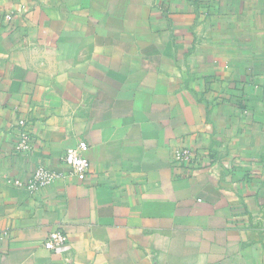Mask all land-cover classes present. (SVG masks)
<instances>
[{
    "label": "crops",
    "instance_id": "1",
    "mask_svg": "<svg viewBox=\"0 0 264 264\" xmlns=\"http://www.w3.org/2000/svg\"><path fill=\"white\" fill-rule=\"evenodd\" d=\"M0 264H264V0H0Z\"/></svg>",
    "mask_w": 264,
    "mask_h": 264
},
{
    "label": "built area",
    "instance_id": "2",
    "mask_svg": "<svg viewBox=\"0 0 264 264\" xmlns=\"http://www.w3.org/2000/svg\"><path fill=\"white\" fill-rule=\"evenodd\" d=\"M18 127L19 135L15 150L30 152L33 148V140L28 120L26 118L20 119ZM88 149V143L84 139H79L76 146L65 149L62 158V161L67 166V175L73 176L82 182L88 180L90 177L91 164L86 155ZM204 154L203 151L191 145L178 144L173 148L171 162L179 176L187 177L196 168L205 166ZM63 176H65V173H58L45 166H39L34 171L28 188L32 193H36L42 188L50 187L58 178ZM43 246L57 253L68 252L70 249L69 237L61 227L56 228L49 233L43 242Z\"/></svg>",
    "mask_w": 264,
    "mask_h": 264
}]
</instances>
